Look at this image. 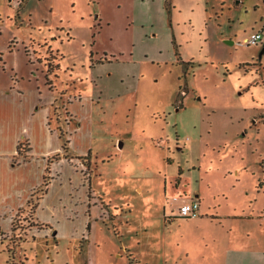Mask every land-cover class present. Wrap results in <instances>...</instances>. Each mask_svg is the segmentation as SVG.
<instances>
[{"label": "rangeland", "instance_id": "rangeland-1", "mask_svg": "<svg viewBox=\"0 0 264 264\" xmlns=\"http://www.w3.org/2000/svg\"><path fill=\"white\" fill-rule=\"evenodd\" d=\"M258 31L264 0H0V264H264Z\"/></svg>", "mask_w": 264, "mask_h": 264}, {"label": "crops", "instance_id": "crops-1", "mask_svg": "<svg viewBox=\"0 0 264 264\" xmlns=\"http://www.w3.org/2000/svg\"><path fill=\"white\" fill-rule=\"evenodd\" d=\"M184 172H185V169L184 168H181V171H179V173L180 174H178L177 175V177H179L180 176V179L182 180V182H183V180H184V177H183V174H184ZM182 189L184 190V188H183V186H182V184H181V187H180V190L182 191ZM136 190L140 193V194H142L144 191H143V188H142V186H137L136 187ZM189 196H186V197H188V199L186 200V201H190V200H192V199H196V200H198L199 202H200V209H199V216L198 217H195L196 219H201V217L200 216H204V215H209V213H205V214H203L202 213V204H201V202H202V198H201V195L199 194V193H197V192H195V191H189ZM109 205H110V207L112 208V209H115V210H121V209H119L118 207H113V206H111V204L110 203H108ZM125 211V210H124ZM204 212V211H203ZM169 215H167V217H170V219H171V223L173 224L174 222H176V221H178V220H182V219H186V218H182V217H180L179 215H178V210L176 211V210H174L173 212H171V213H168ZM246 215H242V216H240V215H238V216H235V217H245ZM211 217H213V218H218V215H214V214H212L211 215ZM203 218V217H202ZM231 231H232V229H231ZM226 235V234H225ZM228 239H231V241L230 240H228ZM227 239V241H226V239L224 238L223 240H222V243H221V245H219L218 246V257L217 258H215L214 260H216L215 261V264H217V262H219V260L220 259H223V258H225V257H227V259H226V261H225V263L224 264H229V259H230V262L232 263V258L240 251V249H242V248H246V246H244V247H239V248H237V247H235V243H234V241L232 240V237L231 238H228ZM213 241H215V240H213ZM218 264H221V263H218Z\"/></svg>", "mask_w": 264, "mask_h": 264}, {"label": "built area", "instance_id": "built-area-1", "mask_svg": "<svg viewBox=\"0 0 264 264\" xmlns=\"http://www.w3.org/2000/svg\"><path fill=\"white\" fill-rule=\"evenodd\" d=\"M264 38L262 31L253 33L250 37L246 39L248 45L258 44ZM200 202L196 199L186 201L181 204L178 215L183 218H192L199 216Z\"/></svg>", "mask_w": 264, "mask_h": 264}, {"label": "trees", "instance_id": "trees-1", "mask_svg": "<svg viewBox=\"0 0 264 264\" xmlns=\"http://www.w3.org/2000/svg\"><path fill=\"white\" fill-rule=\"evenodd\" d=\"M48 66H49V71L50 70H52V68H55V67H59V64H52V62H49V64H48ZM22 145H23V143H19V145H18V151H19V153H21L22 151H23V149H22ZM29 149H30V146H29ZM27 151H28V149H27ZM26 151V152H27ZM27 155V154H26ZM180 171H181V168H180ZM32 205V204H31ZM32 208H33V214L35 213V209H36V207H37V203L36 204H33L32 206H31ZM183 218V217H182ZM14 219H15V217H14ZM11 230L12 231H14L15 230V223H14V221L12 222V228H11Z\"/></svg>", "mask_w": 264, "mask_h": 264}, {"label": "water", "instance_id": "water-1", "mask_svg": "<svg viewBox=\"0 0 264 264\" xmlns=\"http://www.w3.org/2000/svg\"><path fill=\"white\" fill-rule=\"evenodd\" d=\"M264 53V47L262 48V50H261V54H263Z\"/></svg>", "mask_w": 264, "mask_h": 264}, {"label": "bare ground", "instance_id": "bare-ground-1", "mask_svg": "<svg viewBox=\"0 0 264 264\" xmlns=\"http://www.w3.org/2000/svg\"><path fill=\"white\" fill-rule=\"evenodd\" d=\"M257 45V44H256Z\"/></svg>", "mask_w": 264, "mask_h": 264}]
</instances>
